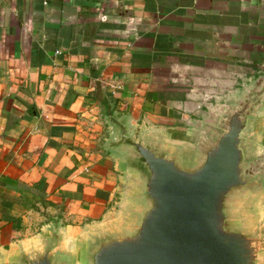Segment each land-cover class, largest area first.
Listing matches in <instances>:
<instances>
[{"label":"crops","instance_id":"1","mask_svg":"<svg viewBox=\"0 0 264 264\" xmlns=\"http://www.w3.org/2000/svg\"><path fill=\"white\" fill-rule=\"evenodd\" d=\"M261 75L264 0H0V255L116 210L109 108L181 139Z\"/></svg>","mask_w":264,"mask_h":264},{"label":"water","instance_id":"2","mask_svg":"<svg viewBox=\"0 0 264 264\" xmlns=\"http://www.w3.org/2000/svg\"><path fill=\"white\" fill-rule=\"evenodd\" d=\"M105 120L125 177L116 210L72 238L50 226L0 264H264V75L181 139Z\"/></svg>","mask_w":264,"mask_h":264}]
</instances>
